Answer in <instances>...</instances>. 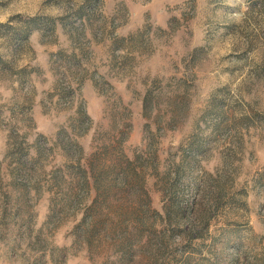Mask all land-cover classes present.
I'll list each match as a JSON object with an SVG mask.
<instances>
[{
  "label": "rangeland",
  "instance_id": "rangeland-1",
  "mask_svg": "<svg viewBox=\"0 0 264 264\" xmlns=\"http://www.w3.org/2000/svg\"><path fill=\"white\" fill-rule=\"evenodd\" d=\"M120 2L0 0V264H264V0Z\"/></svg>",
  "mask_w": 264,
  "mask_h": 264
},
{
  "label": "crops",
  "instance_id": "crops-1",
  "mask_svg": "<svg viewBox=\"0 0 264 264\" xmlns=\"http://www.w3.org/2000/svg\"><path fill=\"white\" fill-rule=\"evenodd\" d=\"M183 1L184 0H149V2L144 3L142 0H135V1L125 0V2L118 3L112 9L113 13L111 14V18H115L116 16H119V13H120L118 9L119 5L127 8L129 17H128L127 22L126 20L125 21L123 20L120 24L113 25L111 27L110 32L112 33V39L115 40V39H122V38L128 37L130 33L137 31L138 29H141L142 27H146L144 25V15L146 14H149L152 18L156 19L157 22H160L158 26L163 27L165 25L166 27L168 24V21H167L168 13L166 12L167 5L178 4ZM116 32L119 36L116 34ZM89 68H90V65L87 67V69ZM91 69H92V72L89 73L88 75H84L80 78H76L73 80L75 82V85L79 87L78 91L80 89L85 99H93L95 95H98L96 91L100 92L99 84L107 82L104 76L97 74V71H95V69L92 68V66H91ZM38 88L39 90H42L43 87L40 85ZM45 88H48L50 91H52L51 95L57 96L58 102H60L59 101L60 97H64V99H66L68 95L75 96V93H77V90H75L73 87L71 89L68 88V90L65 89L66 91H63V90L60 91V85H57V84L54 85V83L52 82H48ZM73 107L74 105L67 109H71ZM40 110H41L40 103L37 101L36 106L34 107V117L36 119H40V115H41ZM63 110L64 109L62 108V111ZM80 111H82V107H80L79 105L76 108V112L79 113Z\"/></svg>",
  "mask_w": 264,
  "mask_h": 264
}]
</instances>
